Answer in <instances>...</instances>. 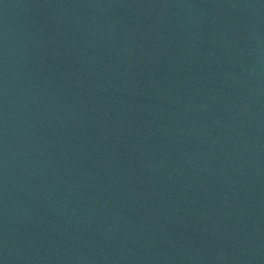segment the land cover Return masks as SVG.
Masks as SVG:
<instances>
[{"label":"water","instance_id":"water-1","mask_svg":"<svg viewBox=\"0 0 264 264\" xmlns=\"http://www.w3.org/2000/svg\"><path fill=\"white\" fill-rule=\"evenodd\" d=\"M0 264H91L47 168L1 90Z\"/></svg>","mask_w":264,"mask_h":264}]
</instances>
